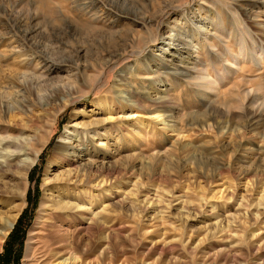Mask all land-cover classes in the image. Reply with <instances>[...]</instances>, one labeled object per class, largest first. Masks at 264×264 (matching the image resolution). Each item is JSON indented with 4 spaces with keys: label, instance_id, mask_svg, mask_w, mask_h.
Instances as JSON below:
<instances>
[{
    "label": "rangeland",
    "instance_id": "rangeland-1",
    "mask_svg": "<svg viewBox=\"0 0 264 264\" xmlns=\"http://www.w3.org/2000/svg\"><path fill=\"white\" fill-rule=\"evenodd\" d=\"M184 41L190 56L170 57L171 44ZM155 56L172 60L171 69L199 67L218 85L212 91L166 78L149 61ZM121 76L126 85H118ZM133 85L150 93L144 107L119 112L122 125L102 129L113 130L103 160L111 198L91 207L99 225L108 218L112 247L90 260L264 264V0H0V115L27 101L41 107L23 158L39 156L0 264H40L71 240L64 232L75 229L72 221L46 227L47 217L37 225L48 179L60 172L55 153L76 123L105 118L98 99L143 100ZM162 97L168 104L153 102ZM84 154L80 163L90 160ZM8 209L0 201L1 218ZM83 223L74 241L99 247L103 228ZM32 232L38 245L28 256Z\"/></svg>",
    "mask_w": 264,
    "mask_h": 264
},
{
    "label": "bare ground",
    "instance_id": "bare-ground-1",
    "mask_svg": "<svg viewBox=\"0 0 264 264\" xmlns=\"http://www.w3.org/2000/svg\"><path fill=\"white\" fill-rule=\"evenodd\" d=\"M171 36L172 35L169 36V39ZM217 36L218 34L216 31L212 34V39H216ZM242 42L243 38L240 39V43ZM171 45L170 49L175 52L169 53V55L173 57V59L177 56H190L191 49L188 42L184 41L181 44ZM239 51L241 55H244V50H242V48ZM155 57L158 58H152L149 61L159 62V64L169 72L166 78H172L175 81H181L180 79H183L187 84H195L198 86L200 82L203 88L212 91L215 90L214 85H218V82L211 83L208 79H205L204 73L199 67L184 70L177 66V68L171 69V66H173L172 60L159 56ZM192 75L195 76L192 77ZM124 82L126 81L121 76L118 85H124ZM12 88H20V85L13 86ZM132 88L133 93H139L140 98L143 100H138L135 101L134 104L128 105V102L120 100V97L117 101L116 99H111V101H109L107 98L98 99L95 102V106L99 107L102 113H105V118L102 120L95 119L89 123H76L72 129L68 131L69 135L60 142V150L55 153L54 162L52 163V166L56 167L60 172L53 178L48 179L51 188L49 190V196H47L41 204L37 225L41 224V221L48 217L47 219L50 218L49 221L51 224L45 225L44 222L46 227L50 226L54 228V224H56L54 223L55 220H68L75 223V229L73 231L71 229L65 230L64 233L66 237L71 236L72 238L69 237L71 240L67 239L60 251H51L50 254H46L44 260L41 261L40 264H95L90 258L96 251L100 250V248L102 250V256H107L109 254L112 246L108 218L102 217L103 220L99 225V216L92 211L93 207L91 206L96 205L95 203L99 199L106 200L111 198V183L108 176L109 170L105 167L103 160L109 158L110 152L108 151L107 140H109L113 130L102 131V129L108 124H111L113 128L117 122L122 125L121 122L125 117L120 113H126L127 109H136V107L142 109L144 107V101L149 99L150 93L139 91L134 85ZM261 90H263V88ZM251 96L252 95H248V97ZM153 102L162 106L167 103V99L162 97L159 100L155 99ZM34 106L35 105L30 103V101H27L21 110L11 113L5 111V115H0V201H5V204L7 202V207L9 208L6 216L0 217V250L2 243L13 230L18 217L26 205L25 196L27 194L29 177L39 156V153L34 151L33 159L23 158L28 154H26V152L35 140V136L31 134L32 128L30 126V121L32 117L36 118L40 116L39 112L41 107L36 110L33 108ZM134 116L136 117V115ZM34 125L35 124H33V126ZM97 141H99L100 144L98 143L96 145ZM83 153H85L84 156L90 157L87 163H80V159H82L81 154ZM101 158L102 161H99ZM127 170L126 167L124 171ZM106 208L108 209L109 206H105V209ZM6 211H4V215ZM87 220L91 221V223L87 226L86 230H93L97 226H101L104 230L105 237L99 247L95 244L91 247L84 245L82 241H74L75 236L85 230L81 226L84 224L83 222ZM77 223L78 225H76ZM63 227L64 226L59 224L58 228L61 230L59 232L63 233ZM34 232L31 233V238L29 240L28 256L37 249L39 232ZM32 259L37 262L35 256ZM29 261L32 260L28 259V262Z\"/></svg>",
    "mask_w": 264,
    "mask_h": 264
},
{
    "label": "trees",
    "instance_id": "trees-1",
    "mask_svg": "<svg viewBox=\"0 0 264 264\" xmlns=\"http://www.w3.org/2000/svg\"><path fill=\"white\" fill-rule=\"evenodd\" d=\"M24 215V214H23ZM23 217V216H22ZM21 220H22V218L20 219V221L18 222V224L16 225V228L14 229V231H13V233L12 234H14V232H15V230L17 229V227H18V225H19V223L21 222ZM16 243V242H15ZM12 247H13V245H11V242L9 243V241L6 243V251L8 252V255L7 256H12V252H13V250H12Z\"/></svg>",
    "mask_w": 264,
    "mask_h": 264
}]
</instances>
